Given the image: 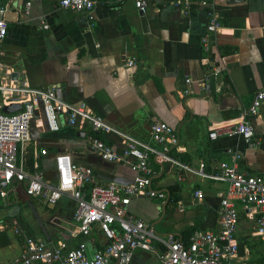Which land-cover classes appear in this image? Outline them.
<instances>
[{"label": "crops", "instance_id": "0c3cea01", "mask_svg": "<svg viewBox=\"0 0 264 264\" xmlns=\"http://www.w3.org/2000/svg\"><path fill=\"white\" fill-rule=\"evenodd\" d=\"M57 2L0 0L10 19L0 44V82L55 85L63 101L83 102L106 123L157 148L149 125L163 121L177 139L168 146L172 157L194 171L213 172L225 151L233 149L240 154L239 170L264 172V100L250 121L251 146L233 135L207 136L214 127L237 122L253 93L264 89V0H188L185 5L146 0L144 12L136 11L132 0H94L88 13L60 8ZM212 14L218 22L213 32L206 29ZM127 59L133 63L126 65ZM33 119L35 134L28 147L31 152L32 146L45 149L37 162L46 177L54 176L53 156L68 152L74 162L93 169L99 185L131 181L133 171L126 164L102 160L88 149L92 133L86 121L70 127L58 116L59 128L50 131L40 110ZM152 169V187L168 196V187L175 185L177 200L168 204L167 198L133 197L131 213L161 234L217 230L218 200L226 182L186 171L177 179L175 167L159 157ZM193 189L201 190L199 200L191 198ZM233 202L238 214L233 262L264 264V239L255 233V220ZM73 206L66 197L46 205L26 196L21 185L10 184L0 197V264H21L27 238L65 247L84 239L88 254L100 248L104 238L96 227L84 238L77 233ZM130 264L159 260L156 251L135 250Z\"/></svg>", "mask_w": 264, "mask_h": 264}, {"label": "built area", "instance_id": "2783aa9c", "mask_svg": "<svg viewBox=\"0 0 264 264\" xmlns=\"http://www.w3.org/2000/svg\"><path fill=\"white\" fill-rule=\"evenodd\" d=\"M175 5H184L188 0H169ZM202 4L213 0H199ZM222 1V0H219ZM58 6L73 12L88 13L94 0H58ZM26 2V7L28 6ZM138 12H144L146 0H132ZM5 9L0 5V44L7 33V22L3 18ZM211 11L208 13L210 14ZM215 15H210L207 31L218 27ZM45 29L47 24L40 23ZM133 60L127 59L126 65ZM185 83L190 79L185 77ZM184 93H190L189 89ZM264 100V89L256 90L247 106L242 109L239 120L209 130L207 136H237L247 146L253 144L251 118L257 115ZM18 104L13 112H4L3 106ZM40 110L48 130L56 131L58 116L70 127L86 121L92 136L86 145L100 159L126 164L133 177L128 183H96L93 169L74 162L68 152L53 156V178L45 176L39 168L38 156L46 154L45 149L34 146L29 150V120ZM108 135V137H104ZM149 137L158 146L135 139L94 115L85 103L70 104L63 101L57 86L30 87L26 84L0 82V197L10 184L21 185L26 196L40 198L46 205H54L62 197L73 202L72 220L77 233L87 237L96 227L104 238V244L90 254L86 241L78 240L74 246L53 244L42 238H27L20 251L21 264H130L135 250L156 251L159 264H236L237 242L235 233L238 214L233 200L237 201L247 218L255 220V233L264 239V172L244 173L238 168L240 154L228 149L225 157L218 161L216 169L208 174L194 171L180 163L167 151L177 139L174 129L163 121L149 125ZM30 153L31 162L27 163ZM154 157L173 165L177 179L183 172H193L212 180L226 182V188L219 195L218 228L216 231L194 230L186 241L172 234L158 233L149 221L136 217L128 210L133 197L166 199L163 190L152 187L155 172L152 169ZM200 189H193L191 198L199 200ZM14 229V233H17ZM237 264H253L242 259Z\"/></svg>", "mask_w": 264, "mask_h": 264}, {"label": "trees", "instance_id": "16d2710c", "mask_svg": "<svg viewBox=\"0 0 264 264\" xmlns=\"http://www.w3.org/2000/svg\"><path fill=\"white\" fill-rule=\"evenodd\" d=\"M168 154L171 156H176L175 154L171 153L170 150L168 151ZM31 158H30V153L27 156V163L30 164ZM177 188L175 185L169 186L168 187V196H167V202L168 204H174L177 200V194H176ZM194 230H189L185 235L180 236L183 241H186V238L188 235L193 232Z\"/></svg>", "mask_w": 264, "mask_h": 264}, {"label": "water", "instance_id": "95a60500", "mask_svg": "<svg viewBox=\"0 0 264 264\" xmlns=\"http://www.w3.org/2000/svg\"><path fill=\"white\" fill-rule=\"evenodd\" d=\"M6 14H7V13H4L3 18H4L6 21H10V19L7 18ZM18 108H19V105H18V104H11V105H9V106H3V107H2V110H3L4 112H13V111L17 110ZM28 134H29V138H30V139H33V136H34V134H35L34 119H33V118H31V119L29 120V124H28ZM80 136H83V135L80 134ZM166 194H167V192H166Z\"/></svg>", "mask_w": 264, "mask_h": 264}, {"label": "rangeland", "instance_id": "374dc122", "mask_svg": "<svg viewBox=\"0 0 264 264\" xmlns=\"http://www.w3.org/2000/svg\"><path fill=\"white\" fill-rule=\"evenodd\" d=\"M151 200H154V199H151ZM152 203H155V201H152ZM258 238H259V237H258ZM258 238H257V239H258ZM259 239H260V238H259Z\"/></svg>", "mask_w": 264, "mask_h": 264}]
</instances>
